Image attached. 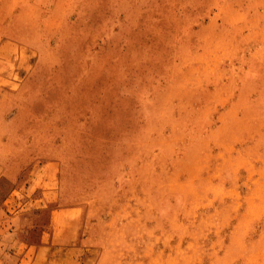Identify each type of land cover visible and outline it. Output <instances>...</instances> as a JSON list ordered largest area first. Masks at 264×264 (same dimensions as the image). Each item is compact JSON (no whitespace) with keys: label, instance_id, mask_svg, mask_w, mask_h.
I'll list each match as a JSON object with an SVG mask.
<instances>
[{"label":"rangeland","instance_id":"rangeland-1","mask_svg":"<svg viewBox=\"0 0 264 264\" xmlns=\"http://www.w3.org/2000/svg\"><path fill=\"white\" fill-rule=\"evenodd\" d=\"M0 53V139L58 162L77 264H264V0H0Z\"/></svg>","mask_w":264,"mask_h":264},{"label":"crops","instance_id":"crops-1","mask_svg":"<svg viewBox=\"0 0 264 264\" xmlns=\"http://www.w3.org/2000/svg\"><path fill=\"white\" fill-rule=\"evenodd\" d=\"M17 50L22 53L20 46ZM4 53L0 55L5 58ZM253 58L249 63H264L256 55ZM10 62L8 58L0 63V88L20 85L14 74L22 66ZM11 93L14 96L11 90L0 93V105ZM8 127L9 131L17 128L13 123ZM21 146L15 139H0V264H77L78 250L92 240L87 232L78 234L84 208L62 202L56 160H23Z\"/></svg>","mask_w":264,"mask_h":264}]
</instances>
